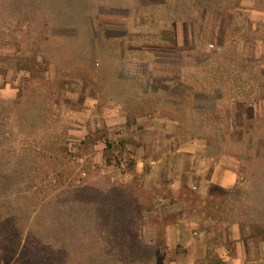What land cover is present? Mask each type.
Here are the masks:
<instances>
[{
	"label": "rangeland",
	"instance_id": "rangeland-1",
	"mask_svg": "<svg viewBox=\"0 0 264 264\" xmlns=\"http://www.w3.org/2000/svg\"><path fill=\"white\" fill-rule=\"evenodd\" d=\"M253 25L244 0H0V264H264V24ZM156 105L206 125V155L237 178L170 200L179 217L213 220L207 260L193 242L204 239H167L170 201L138 239L134 202L149 199L124 182V127ZM224 247L242 260L216 261Z\"/></svg>",
	"mask_w": 264,
	"mask_h": 264
},
{
	"label": "crops",
	"instance_id": "crops-1",
	"mask_svg": "<svg viewBox=\"0 0 264 264\" xmlns=\"http://www.w3.org/2000/svg\"><path fill=\"white\" fill-rule=\"evenodd\" d=\"M244 3L251 6L252 20H254L253 29L258 33L264 24V0H244ZM261 43L262 55L264 41ZM216 93L223 96L222 92ZM194 94L196 93H191V99L194 98ZM204 96L206 97V95ZM231 101L234 106V100ZM176 106L180 107V105ZM128 116L135 118V122H130L124 127L125 131H128L129 135L134 138L128 144L131 149L129 155L135 160V171L126 175L124 182H128L143 192L149 199V204L145 207L136 200L134 202L135 208L140 212L137 220L139 223L138 239H147L144 232L147 227L157 232L162 225L163 204L170 200H176L179 195L178 190L181 188L187 186L186 189L207 197L211 187L230 189L236 184L237 178L234 173L228 170L220 172L216 159L206 155V125H201L198 120H192L187 127L179 118L162 114L158 105L151 111ZM193 130L202 131L203 134L194 135L192 134ZM148 133H153L152 140H146L145 136ZM169 181L171 184H167ZM163 185H166L170 190L168 193H163L160 190ZM166 208L170 212L176 213L172 222L166 226L167 239H204L199 242L193 240V242L201 244L206 249V260L214 257V252H208L212 248V242L208 240L210 238L209 231H213V229L206 228L209 221L213 222L211 217L203 218L194 210L193 214L179 217L177 214L181 209L172 201ZM150 217L154 220L150 221ZM201 226H205L203 231L197 229ZM148 239H158L157 233ZM242 257L243 255L240 254L233 258L224 247L218 257L214 259L216 261L229 259L237 263L242 260Z\"/></svg>",
	"mask_w": 264,
	"mask_h": 264
},
{
	"label": "trees",
	"instance_id": "trees-1",
	"mask_svg": "<svg viewBox=\"0 0 264 264\" xmlns=\"http://www.w3.org/2000/svg\"><path fill=\"white\" fill-rule=\"evenodd\" d=\"M215 70H218V69H215ZM206 86L211 88L213 91H216L218 89H220V87H223V83L219 80V79H216V78H207L206 79ZM230 90H233V89H230ZM215 93V92H214ZM230 99L231 100H234L235 102V106H238V107H241L242 106V103L240 101V99H238V96H236L235 94L231 95L230 96ZM216 100H219V99H215L214 100V105H216Z\"/></svg>",
	"mask_w": 264,
	"mask_h": 264
}]
</instances>
